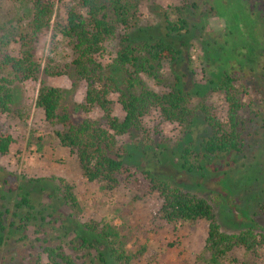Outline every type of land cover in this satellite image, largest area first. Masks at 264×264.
<instances>
[{
	"label": "rangeland",
	"instance_id": "rangeland-1",
	"mask_svg": "<svg viewBox=\"0 0 264 264\" xmlns=\"http://www.w3.org/2000/svg\"><path fill=\"white\" fill-rule=\"evenodd\" d=\"M124 1L136 5L137 24L132 31L136 42L163 37L166 16L171 23L181 18L188 24L187 31L166 39L174 42L181 55L177 64L169 67L166 63L161 70L163 84L158 86L143 77L150 90L165 91L177 76L182 89L191 94L193 106L211 104L224 121V95L208 94L213 86L210 81L216 82L221 71L234 62L236 88L243 105L240 116L245 121L242 154L219 159L202 155L200 143L209 129L200 114L187 127H179L162 121L159 113L151 109L142 122V131L117 138L124 158L138 167H150L170 185L204 198L213 207L222 232L234 234L252 229L264 234V0ZM192 3L197 8L190 7ZM69 5L73 0H54L56 15L61 17L60 9ZM21 13L12 0H0V23L4 28L15 24ZM51 36L52 29L45 30L33 44L40 64L38 81L63 91V106L74 122L98 118L94 110L88 114L79 110L85 84L75 79L72 67L60 76L43 73L48 63L63 69L72 60L63 39L57 35L53 45ZM111 46L104 55V64H111L114 57ZM8 50L17 55L18 46L12 43ZM38 87V82L31 81L15 85L11 112L0 122L14 140L9 154L0 157V210L7 225L27 212L32 215L23 222L27 226L24 234L15 231L7 236L9 241L0 247V264H36L38 259L40 264H47L42 255L47 245L61 246L79 264H102L98 251L106 264H122L111 258L110 246L85 227L90 223L108 224L129 238L126 250L133 256L129 264H209L203 251L205 222L174 228L160 219V200L144 183L120 184L107 191L102 184L88 183L82 177L76 156L57 141L55 132L61 127L49 125L43 112L35 107ZM111 100L112 115L121 119L116 96ZM190 145L196 155L189 157L188 170L181 167L179 154ZM60 180L72 187L78 203L73 211L62 198ZM23 196L30 200L32 210L16 208ZM79 236L87 237L98 251L79 250ZM246 258L243 251L234 250L225 264H240Z\"/></svg>",
	"mask_w": 264,
	"mask_h": 264
},
{
	"label": "trees",
	"instance_id": "trees-1",
	"mask_svg": "<svg viewBox=\"0 0 264 264\" xmlns=\"http://www.w3.org/2000/svg\"><path fill=\"white\" fill-rule=\"evenodd\" d=\"M12 1L22 13L8 28L0 23V122L11 112L15 100L14 86L38 82L35 107L43 112L49 125L61 127L55 132L57 141L76 156L81 175L88 183H100L107 191L120 184L144 183L149 192L158 196V214L166 224L174 228L197 222L207 224L203 251L209 264H225L234 250H241L248 256L240 264H264V234H257L252 229L234 234L222 232L213 207L204 198L170 185L165 177L156 175L150 167L141 168L126 161L124 150L117 146V138L142 131L144 118L154 109L162 121L179 127H187L200 114L209 129V134L200 143L204 157L220 159L241 155L245 121L240 116L243 105L236 88L234 62L225 66L216 82L210 81L213 86L208 94H223L227 104L225 120L222 121L211 104L203 102L193 106L191 94L182 89L177 76L162 92L150 90L143 79L162 85L161 70L165 64L170 67L178 63L181 51L174 42L166 39L187 31L188 24L183 19L171 23L166 16L163 37L136 42L132 39V31L138 15H135L136 5L131 1L73 0V5L60 9L61 17L56 15L54 0ZM190 7L197 8V5L192 3ZM49 29H52L51 44L55 45V38L59 35L70 50L72 60L63 69L48 63L43 73L48 77L60 76L69 66L72 67L75 79L85 84L84 102L79 110L85 114L94 110L98 118L85 117L74 122L63 106V91L38 81L40 64L35 59L33 44L39 34ZM12 43L18 46L17 55L8 50ZM109 46L114 49V57L111 64H104ZM112 96H116V104L123 114L121 119L112 115ZM39 142L40 139L36 143L37 150L41 149ZM13 144L12 136L0 123V157L8 155ZM192 155H196L192 145L181 150L179 161L183 169H191L189 157ZM157 163L161 164V161ZM60 184L64 202L75 210L78 203L72 187L62 180ZM29 203L30 200L23 196L15 206L32 210ZM3 215L0 210V247L6 245L7 236L16 234L15 231L24 234L27 226L23 222L32 219L31 213L27 212L17 222L11 221L7 225ZM12 217L17 215L13 213ZM9 226L13 228L11 231L7 230ZM85 227L110 246L111 258L129 264L133 258L126 250L129 238L121 236L118 229L108 224L90 223ZM78 239L79 250L98 251L87 237L79 236ZM69 243L73 244V241ZM42 255L47 264H79L77 258L67 254L61 246L47 245L43 247ZM98 259L106 264L99 251ZM36 264H40L39 259Z\"/></svg>",
	"mask_w": 264,
	"mask_h": 264
}]
</instances>
